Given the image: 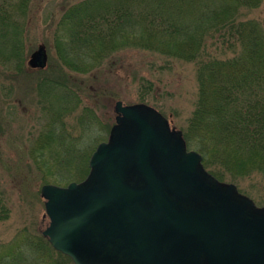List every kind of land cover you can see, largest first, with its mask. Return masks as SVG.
Wrapping results in <instances>:
<instances>
[{
	"label": "water",
	"instance_id": "95a60500",
	"mask_svg": "<svg viewBox=\"0 0 264 264\" xmlns=\"http://www.w3.org/2000/svg\"><path fill=\"white\" fill-rule=\"evenodd\" d=\"M47 64L42 44L28 66ZM115 113L88 179L40 191L53 249L74 264H264V207L208 174L152 106Z\"/></svg>",
	"mask_w": 264,
	"mask_h": 264
},
{
	"label": "trees",
	"instance_id": "16d2710c",
	"mask_svg": "<svg viewBox=\"0 0 264 264\" xmlns=\"http://www.w3.org/2000/svg\"><path fill=\"white\" fill-rule=\"evenodd\" d=\"M30 1L22 0L14 6L16 9L12 11L19 9L16 17L7 0H0V33L4 44L0 66L10 72L21 73L26 68V22L19 19L25 16L24 7ZM221 1L91 0L86 5L82 2L75 8H67L58 24L65 34L60 58L68 69L85 75L88 66L72 67L68 63L71 47L93 53L95 62L101 65L104 58L111 57L129 41L132 49L144 48L164 57L195 63L198 105L189 127L193 140L189 132H184L187 147L202 155L206 171L221 182L228 175L233 176L230 181H235L255 171L264 179V36L258 31L259 23L243 17L239 11L242 7H260L261 0ZM8 32L12 41L6 40ZM160 37L171 42L159 46L155 40ZM230 49H238L240 53L223 60ZM70 85L73 86L59 78H47L39 85L38 93L44 103L49 89L67 90L57 111L44 105L51 124L59 122L65 114L70 116L80 103L81 89L74 90ZM68 101L72 102L68 105ZM89 115L94 116V111L83 106L80 122H86ZM99 121L98 124L102 123ZM96 147L86 155L83 171L75 181L81 182L88 176L89 160ZM7 213L1 202L0 217L8 216ZM44 223L46 228L49 220L46 218ZM26 233L27 237L17 236L11 243L0 244V264H73L52 248L42 232Z\"/></svg>",
	"mask_w": 264,
	"mask_h": 264
},
{
	"label": "rangeland",
	"instance_id": "374dc122",
	"mask_svg": "<svg viewBox=\"0 0 264 264\" xmlns=\"http://www.w3.org/2000/svg\"><path fill=\"white\" fill-rule=\"evenodd\" d=\"M21 1L7 0L6 4L12 6V11ZM89 1L31 0L24 7L25 16L19 19L26 22V68L15 73L0 66V203L8 210V216L0 217V244L11 243L17 236L25 237L26 232L30 235L43 232L46 211L41 188L46 184L66 187L76 180L83 171L86 155L93 147L108 140L109 127L116 123L118 101L124 105L152 106L176 129L189 132L193 140L189 127L199 92L195 63L164 57L144 48L132 49L127 41V46L122 45L111 57L104 58L101 65L97 60L95 62L93 53L71 47L68 63L72 67L88 66L89 72L85 75L65 66L60 58V51L65 48V34L58 24L67 8H75L82 2L86 5ZM18 11H12L16 17ZM239 11L243 17L257 21L258 31L264 36V0L258 8L242 7ZM10 32L5 36L8 41L13 40ZM2 38L0 33V50L4 52ZM156 40L155 43L162 47L171 42L164 37ZM42 44L48 53L47 68L29 69L30 56ZM233 50H227L226 56L220 51L225 56L223 60L237 57L239 50ZM47 78L66 80L73 84L70 86L74 90L81 89L80 103L74 101L75 106L78 103L76 111L70 116H61L59 122L52 121L53 124L44 105L57 111L62 107V94L67 90L49 89L44 103L38 88ZM83 106L91 108L94 116L89 115L82 124L79 115ZM98 121L102 123L98 124ZM230 177L233 176H226V181L222 182L234 184L241 195L251 199L256 206L264 207V179L260 172L237 177L235 181H230Z\"/></svg>",
	"mask_w": 264,
	"mask_h": 264
},
{
	"label": "flooded vegetation",
	"instance_id": "af4514ba",
	"mask_svg": "<svg viewBox=\"0 0 264 264\" xmlns=\"http://www.w3.org/2000/svg\"><path fill=\"white\" fill-rule=\"evenodd\" d=\"M29 62V61H28ZM29 68V67H28ZM30 69V68H29ZM38 71H40V70H38Z\"/></svg>",
	"mask_w": 264,
	"mask_h": 264
}]
</instances>
